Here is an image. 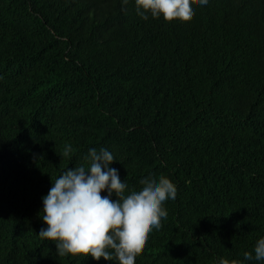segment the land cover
<instances>
[{
    "label": "trees",
    "instance_id": "trees-1",
    "mask_svg": "<svg viewBox=\"0 0 264 264\" xmlns=\"http://www.w3.org/2000/svg\"><path fill=\"white\" fill-rule=\"evenodd\" d=\"M193 4L144 21L134 0H0V264H123L37 236L50 180L93 147L128 188L176 185L134 264H233L264 236V0Z\"/></svg>",
    "mask_w": 264,
    "mask_h": 264
},
{
    "label": "clouds",
    "instance_id": "clouds-1",
    "mask_svg": "<svg viewBox=\"0 0 264 264\" xmlns=\"http://www.w3.org/2000/svg\"><path fill=\"white\" fill-rule=\"evenodd\" d=\"M129 0H121L122 6ZM209 0H195L206 6ZM137 16L144 21L172 16L190 17L195 12L193 0H134ZM71 145H65L64 157H71ZM86 164L66 168L54 179L41 197L38 213L45 227L37 236L54 242L60 257H91L94 261L134 264L153 230H159L167 218L164 203L177 196L176 185L165 175L142 173V183L128 188L119 171L110 167L117 161L106 148H89ZM101 193H105L101 195ZM115 199H112V197ZM264 261V236L256 240L252 252L233 264ZM216 264H229L219 258Z\"/></svg>",
    "mask_w": 264,
    "mask_h": 264
}]
</instances>
